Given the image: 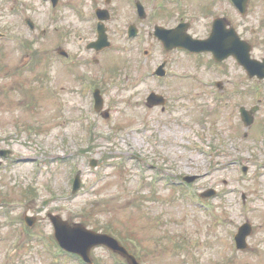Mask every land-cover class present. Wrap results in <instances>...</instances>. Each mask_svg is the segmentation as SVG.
I'll list each match as a JSON object with an SVG mask.
<instances>
[{
	"label": "rangeland",
	"instance_id": "374dc122",
	"mask_svg": "<svg viewBox=\"0 0 264 264\" xmlns=\"http://www.w3.org/2000/svg\"><path fill=\"white\" fill-rule=\"evenodd\" d=\"M129 1L111 0L112 47L97 53L87 48L96 39L92 10L105 0H61L55 9L44 0H0V30L20 39L0 41V149L11 152L0 156V264H80L56 253L49 213L98 232L116 226L142 264H264V80H250L233 59L208 67L206 56L199 64L166 52L153 35L156 3L142 0L152 12L138 21ZM256 4L260 58L264 0ZM130 22L144 29L140 38L128 40ZM58 47L79 64L67 65ZM164 60L168 74L159 78L153 72ZM93 83L108 118L94 108ZM152 91L164 107L147 105ZM254 105L255 122L245 128L240 107ZM78 172L82 187L72 193ZM184 176L195 177L190 189ZM210 190L202 199L209 210L197 200ZM246 221L253 232L239 250L234 235ZM91 256L95 264L123 262L103 246Z\"/></svg>",
	"mask_w": 264,
	"mask_h": 264
},
{
	"label": "flooded vegetation",
	"instance_id": "af4514ba",
	"mask_svg": "<svg viewBox=\"0 0 264 264\" xmlns=\"http://www.w3.org/2000/svg\"><path fill=\"white\" fill-rule=\"evenodd\" d=\"M188 1L191 3L186 4V0H176L177 3L172 8H167L166 3L159 0L156 3L157 8H154L155 17L161 21L158 24L171 29L180 42H184L188 35L195 39H207L211 35L216 19H224L221 23L223 25L226 24L227 29L234 28L244 40L255 47V44L252 42V37L257 34L258 26L256 22H258V25L261 23V16L259 15V19H257L256 12L258 6L256 1L258 0H249L248 13L246 15L240 13L238 7L232 0ZM189 8L192 12L188 10ZM162 14L167 18V21L161 20ZM173 51L183 52L199 58L206 56L210 62L215 61L213 54L210 52L192 53L180 47ZM252 56L255 57L254 54ZM230 59L232 57H229L228 60Z\"/></svg>",
	"mask_w": 264,
	"mask_h": 264
},
{
	"label": "water",
	"instance_id": "95a60500",
	"mask_svg": "<svg viewBox=\"0 0 264 264\" xmlns=\"http://www.w3.org/2000/svg\"><path fill=\"white\" fill-rule=\"evenodd\" d=\"M56 2L58 0H55ZM242 3L243 5H246L245 1L237 0ZM107 16H102V18H106ZM160 38H162L166 42H170L169 33L165 32L159 35ZM212 43L215 45V47H218V50L215 51L216 58L218 60H223L225 57H227L230 54H233L238 57L240 62L247 68L251 76L258 75L260 78H264V63H261L256 60H250L248 55L249 47L246 49L247 51H244V54L237 53V49L232 47L231 49L223 50V46H218L216 43L212 41ZM94 47L97 49H102L109 45L107 35H106V28L104 25L100 26V35L99 40L97 42L92 43ZM161 74H164L163 68L160 70ZM97 109H101L103 105V99L100 95V92L98 91L97 94ZM163 102L162 97L157 94H152L149 97V103L152 104H158ZM257 107H254L251 111L245 110V108H242V118L246 126H249L253 122V113L257 110ZM1 154L5 155V151H1ZM96 162H93V165H95ZM190 180L191 178H187ZM80 186V178L77 176L75 180L74 190H77ZM214 192L210 191L209 193H206V196L212 195ZM51 219L53 220L55 227H56V237L61 243V245L69 250L78 252L82 254L87 260H90L89 253L90 249L98 244H106L111 249L121 253L127 259L131 264H138L134 256L129 254V252L113 237L106 235V234H100L96 233L92 230L87 229L82 224H76L75 226H70L68 222L63 220L59 216L50 215ZM34 220H29L30 224H33ZM252 232V225L250 223H246L243 226L240 227L239 233L236 236L238 247L245 249L247 247V237Z\"/></svg>",
	"mask_w": 264,
	"mask_h": 264
}]
</instances>
